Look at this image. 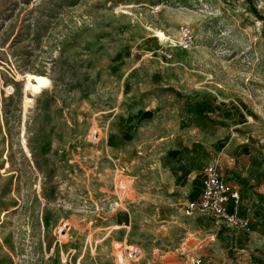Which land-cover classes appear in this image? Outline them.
I'll use <instances>...</instances> for the list:
<instances>
[{
	"label": "rangeland",
	"instance_id": "374dc122",
	"mask_svg": "<svg viewBox=\"0 0 264 264\" xmlns=\"http://www.w3.org/2000/svg\"><path fill=\"white\" fill-rule=\"evenodd\" d=\"M206 166L263 194L264 0H0V264H264Z\"/></svg>",
	"mask_w": 264,
	"mask_h": 264
},
{
	"label": "built area",
	"instance_id": "2783aa9c",
	"mask_svg": "<svg viewBox=\"0 0 264 264\" xmlns=\"http://www.w3.org/2000/svg\"><path fill=\"white\" fill-rule=\"evenodd\" d=\"M202 174L201 189L191 201L190 211L199 212L229 229L247 228L249 221L229 210L240 202L238 189L222 179L211 166L204 167Z\"/></svg>",
	"mask_w": 264,
	"mask_h": 264
},
{
	"label": "crops",
	"instance_id": "0c3cea01",
	"mask_svg": "<svg viewBox=\"0 0 264 264\" xmlns=\"http://www.w3.org/2000/svg\"><path fill=\"white\" fill-rule=\"evenodd\" d=\"M229 178H233V177L229 176ZM235 181L236 182L234 185L237 187L239 191L240 202L236 206L230 207L229 210L235 212L237 215L245 217L249 221L248 227L243 229H249V228L252 229V228L264 226L263 223L264 220L263 221L261 220L262 218L264 219V214H262V212H264V191H262L263 194L257 193L259 191L258 183H256L254 188H251V190H249V189H245L242 185L241 186L237 185V184H241L240 179H235ZM262 185H264V183L260 184V186ZM199 191H200V187L197 190L196 196L198 195ZM240 232H241V228H235V231H233V234L235 235L234 238L237 241L239 240Z\"/></svg>",
	"mask_w": 264,
	"mask_h": 264
},
{
	"label": "bare ground",
	"instance_id": "6f19581e",
	"mask_svg": "<svg viewBox=\"0 0 264 264\" xmlns=\"http://www.w3.org/2000/svg\"><path fill=\"white\" fill-rule=\"evenodd\" d=\"M160 35V34H159ZM162 36V35H161Z\"/></svg>",
	"mask_w": 264,
	"mask_h": 264
}]
</instances>
